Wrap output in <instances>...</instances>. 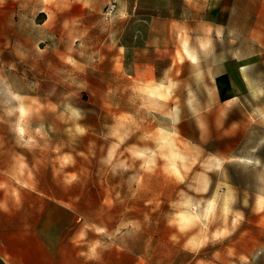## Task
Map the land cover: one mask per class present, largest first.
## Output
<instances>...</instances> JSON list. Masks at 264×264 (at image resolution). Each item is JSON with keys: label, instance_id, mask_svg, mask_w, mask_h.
<instances>
[{"label": "rangeland", "instance_id": "rangeland-1", "mask_svg": "<svg viewBox=\"0 0 264 264\" xmlns=\"http://www.w3.org/2000/svg\"><path fill=\"white\" fill-rule=\"evenodd\" d=\"M52 1L0 0V227L53 196L143 264H264V0L137 10L129 62L158 48L173 66L157 82L107 71L117 1L71 36ZM229 75L252 88L233 93Z\"/></svg>", "mask_w": 264, "mask_h": 264}, {"label": "crops", "instance_id": "crops-1", "mask_svg": "<svg viewBox=\"0 0 264 264\" xmlns=\"http://www.w3.org/2000/svg\"><path fill=\"white\" fill-rule=\"evenodd\" d=\"M96 0H53L52 4L62 13L57 17L56 25L62 21L65 28L71 29L67 35H72V28L85 27L86 20L91 15L93 3ZM113 0H101L106 4ZM118 9L116 17L124 25L122 33L117 39L115 48L118 51L119 61L113 63L108 72H116L138 80L139 82L155 81L168 72L173 62L165 68H157V59L166 58L167 55H159L154 48L153 59H135L129 62L131 57L139 55L125 41L124 31L137 10L150 8H169L178 0H115ZM222 0H219V3ZM42 10L46 8V0H42ZM219 3L218 6L219 7ZM130 17V18H128ZM47 20L39 25H45ZM53 32L55 29H52ZM64 30V29H63ZM66 30V29H65ZM113 49V48H111ZM227 68L223 73H229ZM160 72V73H159ZM159 73V77L157 75ZM160 80V79H159ZM230 88L233 93L249 90L252 87L244 78L237 79L229 75ZM41 199L47 196L39 192ZM47 208L39 210L37 218L27 225L15 226L12 229L0 227V264H143L139 252L132 247L124 246L117 241L95 242L84 234V227L79 224L77 214L70 208L57 203L58 199L49 197Z\"/></svg>", "mask_w": 264, "mask_h": 264}, {"label": "built area", "instance_id": "built-area-1", "mask_svg": "<svg viewBox=\"0 0 264 264\" xmlns=\"http://www.w3.org/2000/svg\"><path fill=\"white\" fill-rule=\"evenodd\" d=\"M115 9H116V4L115 2H112V3H109L106 8H105V11H104V15L106 18L110 17L114 12H115Z\"/></svg>", "mask_w": 264, "mask_h": 264}]
</instances>
